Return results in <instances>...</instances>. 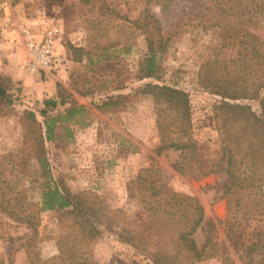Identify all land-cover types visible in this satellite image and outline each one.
Instances as JSON below:
<instances>
[{"label": "rangeland", "instance_id": "rangeland-1", "mask_svg": "<svg viewBox=\"0 0 264 264\" xmlns=\"http://www.w3.org/2000/svg\"><path fill=\"white\" fill-rule=\"evenodd\" d=\"M124 1L0 0V84L11 100L0 98V197H16L20 202L38 199L40 168L36 161L26 160L24 164L22 133L29 123L28 112L34 111L41 121L38 111L44 107L43 100H58V91L64 88L66 104L57 105L50 113L71 103L84 109L75 117L77 123L60 124L55 139L45 142L47 168L51 181L72 193H82L97 216L85 252L89 260L95 264H151L136 233L143 229L141 234L151 248L161 237L155 227L144 229L141 223L145 213L159 211L163 187L169 186L197 198L204 220L214 223L218 240L223 241L233 264H242L236 241L247 238L254 224L245 228L225 225L227 204L221 197L224 176L198 174L195 159L182 156L178 150L157 152L155 116L159 103L139 92L154 79L136 76L146 51L145 36L134 22L140 8ZM202 1L172 0L167 20L171 37L160 59V81L188 92L199 160L206 164L218 149L211 116L220 97L203 85L199 68L203 58L229 56L233 50L222 45L219 28L211 20L195 15L202 12ZM153 10L158 12V7ZM201 20L211 25H202ZM49 32L52 63L46 69L31 67V46L42 42ZM71 45L88 50L91 59L84 55L74 60ZM243 102L259 113L257 99ZM262 193L264 197V186ZM59 212L39 213L33 248L41 260L58 253L57 237L63 231ZM6 219L14 240L0 237V264H30L31 256L24 246L28 229ZM193 237L200 247L206 232L198 227ZM195 264L224 263L220 257H213Z\"/></svg>", "mask_w": 264, "mask_h": 264}, {"label": "trees", "instance_id": "trees-1", "mask_svg": "<svg viewBox=\"0 0 264 264\" xmlns=\"http://www.w3.org/2000/svg\"><path fill=\"white\" fill-rule=\"evenodd\" d=\"M90 0H85L89 3ZM202 19L211 20L220 31L222 45L230 46L229 56L213 54L203 58L199 75L209 92L220 99L212 107V120L217 131L218 149L214 157L199 160V146L193 135L188 92L181 87L160 81V59L171 37L168 18L172 0H125L140 8L134 22L145 36L146 51L138 62L137 78H153L139 92L151 95L158 103L155 125L159 136L157 152L178 150L182 156L195 159L197 173H217L224 176L221 197L227 204L225 225L251 227L250 235L236 241L238 259L242 264H264V0H204ZM158 7V12L153 8ZM203 14V15H202ZM198 16V17H199ZM203 16H206L203 18ZM200 18V19H201ZM201 20L202 25H211ZM74 60L91 59L88 50L71 45ZM58 91L59 99H45L39 121L34 111H29L28 126L22 133L26 160L36 161L42 178L36 201L20 202L16 197H0V237L13 241L7 219L24 224L29 237L24 246L31 256L30 264H95L85 255L92 238L97 216L87 206L82 193H72L51 181L47 168L45 142L54 140L56 128L65 122L77 123L76 116L84 109L71 103L55 114L50 111L67 102ZM0 98L11 102L6 89L0 84ZM257 99L260 111L256 113L243 100ZM75 118V119H73ZM65 130L67 126H62ZM67 135H71L69 130ZM164 199L159 211L144 214L141 227L153 228L161 234L152 248L136 231L144 257L151 264H195L197 261L220 257L224 264H233L226 253L223 241L218 240L216 227L204 220L203 207L197 198L185 192L163 187ZM24 203V206H23ZM56 209L63 231L57 237L58 253L41 260L33 248L37 234L39 213ZM2 214V215H1ZM5 217V219H4ZM200 227L206 232L205 243L198 246L193 234ZM135 246L136 244L133 243ZM260 255V256H258ZM30 259V258H29Z\"/></svg>", "mask_w": 264, "mask_h": 264}, {"label": "built area", "instance_id": "built-area-1", "mask_svg": "<svg viewBox=\"0 0 264 264\" xmlns=\"http://www.w3.org/2000/svg\"><path fill=\"white\" fill-rule=\"evenodd\" d=\"M52 57L53 40L52 34L49 32L42 42L37 43L35 46H31L29 61L32 62L31 67H35L36 69H46L52 63Z\"/></svg>", "mask_w": 264, "mask_h": 264}]
</instances>
